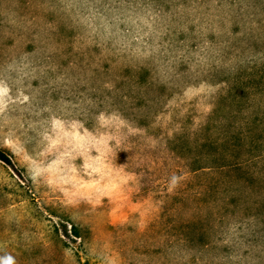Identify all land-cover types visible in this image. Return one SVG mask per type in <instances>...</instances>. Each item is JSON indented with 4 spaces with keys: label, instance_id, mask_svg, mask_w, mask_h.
I'll return each instance as SVG.
<instances>
[{
    "label": "rangeland",
    "instance_id": "obj_1",
    "mask_svg": "<svg viewBox=\"0 0 264 264\" xmlns=\"http://www.w3.org/2000/svg\"><path fill=\"white\" fill-rule=\"evenodd\" d=\"M0 264H264V0H0Z\"/></svg>",
    "mask_w": 264,
    "mask_h": 264
},
{
    "label": "trees",
    "instance_id": "obj_2",
    "mask_svg": "<svg viewBox=\"0 0 264 264\" xmlns=\"http://www.w3.org/2000/svg\"><path fill=\"white\" fill-rule=\"evenodd\" d=\"M0 161L4 162L6 164L11 163L9 156L2 149H0Z\"/></svg>",
    "mask_w": 264,
    "mask_h": 264
},
{
    "label": "clouds",
    "instance_id": "obj_3",
    "mask_svg": "<svg viewBox=\"0 0 264 264\" xmlns=\"http://www.w3.org/2000/svg\"><path fill=\"white\" fill-rule=\"evenodd\" d=\"M4 264H11V258H8L6 261H4Z\"/></svg>",
    "mask_w": 264,
    "mask_h": 264
}]
</instances>
